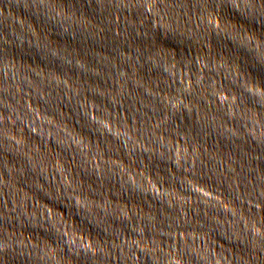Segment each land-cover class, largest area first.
I'll use <instances>...</instances> for the list:
<instances>
[{
	"label": "water",
	"instance_id": "obj_1",
	"mask_svg": "<svg viewBox=\"0 0 264 264\" xmlns=\"http://www.w3.org/2000/svg\"><path fill=\"white\" fill-rule=\"evenodd\" d=\"M0 264H264V0H0Z\"/></svg>",
	"mask_w": 264,
	"mask_h": 264
}]
</instances>
